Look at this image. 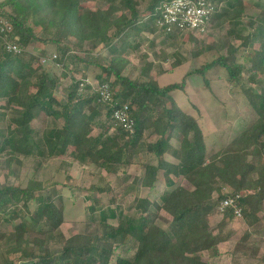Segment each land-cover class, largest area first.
Here are the masks:
<instances>
[{"label": "trees", "instance_id": "trees-1", "mask_svg": "<svg viewBox=\"0 0 264 264\" xmlns=\"http://www.w3.org/2000/svg\"><path fill=\"white\" fill-rule=\"evenodd\" d=\"M102 1L98 9L90 7L91 0L0 1V17L11 26L0 35V99L17 111L0 133V152L8 151V181L13 164L22 163L21 156L63 158L62 165L70 159V166L104 168L116 178L125 166L138 162L143 172L134 177L133 185L140 180L148 194L137 197L131 215L93 203L87 209L90 215L98 212L97 233L66 237L60 230L64 205L56 202L63 197L53 183L45 186L35 176L26 187L0 181V264H218L203 254L214 251L212 255L219 256L218 247L230 241L231 225L238 217L247 229L232 250L231 264H241L243 257L264 264V255L257 257L261 244L249 247L250 229L264 222V0L224 5L211 0L216 7L208 30L228 24L227 34L240 43L228 44L225 54L213 45L199 44L194 57L206 55L204 62L188 69L181 82L165 85L150 75L154 61L148 55L141 66L131 55L143 34L159 29L166 39L182 35L165 34L158 26L160 4L166 0H149L145 12L139 6L147 0ZM247 9L258 15L244 24L250 29L243 34L238 27ZM187 35L189 41H198ZM10 41L22 51H9ZM32 44L37 52L30 50ZM50 46L63 68L59 75L41 63ZM182 63L176 58L172 68ZM92 67L99 69L97 87L108 85V99L90 83ZM61 78L71 79L65 97L58 91ZM214 79H223L226 92L240 97V103L254 112L253 121L241 124L240 118L224 136L225 145L215 149L199 116L173 97L188 81L216 94ZM213 101L223 104L216 96ZM124 107L127 126L114 115ZM222 110L228 115L226 107ZM39 112L63 123L37 134L31 124ZM223 117L227 121L231 116ZM94 128L100 132L95 134ZM66 179L72 181L70 174ZM157 184L162 189L160 203L150 198ZM62 186L72 192L78 188L71 182ZM47 187L48 195L43 193ZM88 190L107 189L91 185ZM230 198L234 205L221 210ZM153 209L164 211L170 220L159 215L150 219ZM216 210L222 217L214 224Z\"/></svg>", "mask_w": 264, "mask_h": 264}, {"label": "rangeland", "instance_id": "rangeland-1", "mask_svg": "<svg viewBox=\"0 0 264 264\" xmlns=\"http://www.w3.org/2000/svg\"><path fill=\"white\" fill-rule=\"evenodd\" d=\"M2 1V0H0ZM221 5H224L228 1L237 0H220ZM149 0L143 2L139 6L141 12H145L146 6ZM103 5L102 0H91L90 7L93 9H98ZM162 4H160L161 6ZM258 12L255 10L247 9L242 16V22L239 24V29L243 34L248 32L249 26L246 30L244 24L247 23L250 17H256ZM229 25L225 24L222 27L214 26L207 30L200 36H196L198 41H189L187 34L181 36H174L171 39H166V36L156 29L150 34L142 35V43L140 46L133 51L131 59L134 63L140 66L146 61L144 55H148L147 59L154 61V67L151 71V76L156 79L161 85L181 82L185 72L193 67H199L201 63L204 62L206 55L199 56V58L194 57V53L198 50L199 44L207 43L208 45H213L225 54L227 51L228 44L238 45L239 40L231 38L227 34ZM207 36V37H206ZM217 45V46H216ZM259 46V45H257ZM32 52H37V49L32 44L30 46ZM57 54L55 47L50 46L47 48L46 56L41 60L43 66L48 69V71L59 75L63 68L58 61L53 59L54 55ZM53 56V57H52ZM242 57V53L238 55ZM176 58H180L183 63L177 67L172 68L173 63ZM99 71L98 68L92 67L88 71L89 81L94 88L97 87L95 81V75ZM245 75V74H244ZM219 75H215L214 78H218ZM246 77V76H245ZM192 78V77H191ZM212 88H214L215 93L210 95L207 90L202 89L197 86L193 81H188L184 90H176L173 92V97L177 100L178 104L184 109L190 111L195 116H199L200 124L203 128L204 133L209 138L208 143L210 147L215 149L218 146H224L226 142L227 131L231 127H236L239 119L241 118V124H249V122L254 119V112L251 108L247 107L245 104L240 103V97L229 95L224 88V80L214 79ZM246 83V81H244ZM71 84L70 78H61L58 86V91L63 97L66 96V89ZM226 85V84H225ZM213 96L218 98L219 102H223L221 106L218 105L217 101H213ZM204 98V100H203ZM228 99H230V104H228ZM230 105L238 107H230ZM223 107H226L229 111L228 115L223 113ZM242 113H244L242 115ZM17 114V111L12 107H6L5 101L0 99V133L6 129L9 121ZM227 117V121L223 116ZM221 117V118H220ZM246 117H248L246 119ZM62 120L56 121L52 117L46 115L43 112H39L37 118L32 122V127L37 134L50 127H60ZM222 125V126H220ZM95 134L100 132L99 128H94ZM222 132L221 136L218 138H213L214 133ZM213 140H216L212 142ZM8 157V151L6 153L0 152V181L2 183H10L14 185H21L26 187L30 179L35 176L43 182V184L48 185L53 183L55 185V190L60 192L63 200L56 198V202L59 205H64V222L61 225L60 230L66 237H70L76 233H97L96 222L94 220V215L96 216L98 212L94 215H90L87 209L90 205L95 202L104 204L108 207L120 210L125 215H131L133 213V205L138 196H145L148 194L146 188L140 186V180L137 184L133 185V180L136 175H141L143 170L139 166V163H133L131 166H125L124 169L120 170L117 178L115 175L110 173L108 170L99 167H91L88 165H83L79 163H74L73 165H68L70 159H67L66 164H61V159L57 157H48L44 155L43 158H27L21 156L20 159L22 163L19 165L13 164V172L9 176V181L7 178L8 167L6 165V160ZM152 162L155 160L151 159ZM41 163V164H40ZM60 166V169L58 168ZM125 171V172H123ZM67 174H70L72 181L66 179ZM63 182H68L75 185L76 188L74 192L71 191L69 186H62ZM91 185H96L101 187V189H107L104 192L90 191L88 188ZM43 193L48 195L50 189L47 187L43 189ZM162 193L161 184H157V188L154 192H151L150 198L156 202L160 203V194ZM149 218L153 219L156 215L165 221L170 220V216L161 211L160 214L157 213L155 209L149 214ZM222 217V213L218 210L213 214L212 221L216 224ZM234 235L230 241L221 244L219 249V256H213V252H207L203 254V258L208 261H214L218 264H231L233 253L236 243L241 239L245 230L246 225L243 223L241 218H237L235 222L231 225ZM7 229V227H3ZM252 236L249 242V247L253 243L261 244L260 251L257 257L264 255V222H259L250 229ZM120 255L125 254L124 251H117ZM254 260V261H253ZM241 264H260L257 259H247L242 258ZM263 264V263H261Z\"/></svg>", "mask_w": 264, "mask_h": 264}, {"label": "built area", "instance_id": "built-area-1", "mask_svg": "<svg viewBox=\"0 0 264 264\" xmlns=\"http://www.w3.org/2000/svg\"><path fill=\"white\" fill-rule=\"evenodd\" d=\"M215 7V3L211 0H166L160 6L162 14L157 23L158 26L164 29L165 34L175 35L180 33L183 35L191 33L195 36H200L208 30ZM10 28L9 23L0 17V35L9 31ZM7 49L15 53L22 51L20 45L11 41L7 42ZM94 89L99 90L105 99L110 97L107 84ZM114 115L117 120L127 126V107L117 109ZM233 205L232 198L226 199L222 202L221 210L226 206ZM237 213L240 214L239 210H237Z\"/></svg>", "mask_w": 264, "mask_h": 264}]
</instances>
